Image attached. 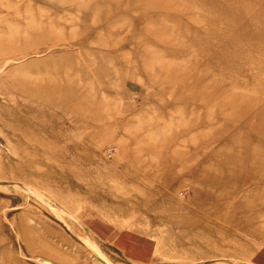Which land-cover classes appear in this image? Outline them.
Instances as JSON below:
<instances>
[{"label": "rangeland", "instance_id": "rangeland-1", "mask_svg": "<svg viewBox=\"0 0 264 264\" xmlns=\"http://www.w3.org/2000/svg\"><path fill=\"white\" fill-rule=\"evenodd\" d=\"M0 264H264V0H0Z\"/></svg>", "mask_w": 264, "mask_h": 264}]
</instances>
